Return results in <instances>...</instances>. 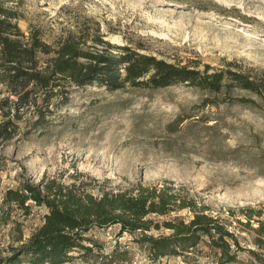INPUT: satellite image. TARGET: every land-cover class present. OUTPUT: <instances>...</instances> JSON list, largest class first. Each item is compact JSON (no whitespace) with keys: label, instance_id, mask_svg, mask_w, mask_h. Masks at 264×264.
I'll return each mask as SVG.
<instances>
[{"label":"rangeland","instance_id":"obj_1","mask_svg":"<svg viewBox=\"0 0 264 264\" xmlns=\"http://www.w3.org/2000/svg\"><path fill=\"white\" fill-rule=\"evenodd\" d=\"M0 3L15 11L21 32L37 31L46 43L72 30L91 51L101 47V38L174 65L239 73L260 91L241 88L226 73L219 92L187 82L115 89L67 84L66 104L56 105L57 98L47 104L42 92L30 91L22 106L17 101L24 92L0 84V123L11 124L10 136L0 138V258L14 253L47 211L45 203L31 198L26 208L6 200L8 190L24 191L28 184L41 188L52 180L99 196L168 179L184 185L211 212L228 216L245 248L240 258L251 259V248L262 258L256 264H264V244L252 242L258 219L264 227V0ZM39 110L47 119L41 126L35 124ZM245 208L253 210L248 225ZM168 232L152 228L148 233ZM139 234L120 231L117 224L92 227L87 235L101 248L73 251L60 264L215 262L208 248L151 260L146 246L134 240Z\"/></svg>","mask_w":264,"mask_h":264},{"label":"trees","instance_id":"obj_2","mask_svg":"<svg viewBox=\"0 0 264 264\" xmlns=\"http://www.w3.org/2000/svg\"><path fill=\"white\" fill-rule=\"evenodd\" d=\"M16 18L14 10L0 3V84L15 93L24 92L18 94V105L27 104L30 91L42 92L47 104L52 98H57L56 105L66 104L69 101L67 84H98L115 89L126 84L155 88L187 82L206 91L219 92L226 73L241 88L259 91L255 82L239 73H207V70L174 65L124 46L115 47L101 38L97 39L101 47L91 51L83 47L80 34L72 30L49 44L37 31L21 32ZM38 112L40 116L35 124L41 126L47 119L44 111ZM10 125V121L0 123V138L10 136ZM54 182H45L41 188L28 184L23 186L24 191L6 192L8 201L26 208L24 202L31 198L38 205L45 203L47 211L29 238L15 247L14 253L0 258V264H42L45 261L60 264L73 251L86 253L93 246L101 248L87 234L92 227L113 224L131 234L139 231L134 240L146 246L151 260L167 255H196L202 248H208L214 264L261 262L262 258L251 248L247 249L251 259L240 258L245 248L228 216L226 219L221 213L211 212L208 205L190 194L184 185L172 180L149 186L137 183L134 188L104 191L99 196L80 191L75 185ZM182 210L186 215H178ZM252 211L244 209L247 225L253 219ZM170 214L175 216L166 217ZM257 223L252 242L259 247L264 244V227L259 219ZM152 228L169 232L155 236L148 233Z\"/></svg>","mask_w":264,"mask_h":264}]
</instances>
